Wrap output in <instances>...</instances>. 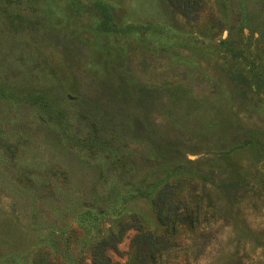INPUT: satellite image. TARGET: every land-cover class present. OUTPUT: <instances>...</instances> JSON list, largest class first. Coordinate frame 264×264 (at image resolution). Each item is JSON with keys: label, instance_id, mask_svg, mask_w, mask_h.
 <instances>
[{"label": "rangeland", "instance_id": "374dc122", "mask_svg": "<svg viewBox=\"0 0 264 264\" xmlns=\"http://www.w3.org/2000/svg\"><path fill=\"white\" fill-rule=\"evenodd\" d=\"M95 258L264 264V0H0V264Z\"/></svg>", "mask_w": 264, "mask_h": 264}, {"label": "trees", "instance_id": "16d2710c", "mask_svg": "<svg viewBox=\"0 0 264 264\" xmlns=\"http://www.w3.org/2000/svg\"><path fill=\"white\" fill-rule=\"evenodd\" d=\"M181 13L185 16V15H187L188 14V12H189V10H188V8H187V6H185V8H181ZM137 238H145V234H140L139 236H137ZM148 238H149V240L148 241H151L152 239H151V237L150 236H148ZM114 240V237H113V235H110L109 237H107V238H105V239H102L101 240V242H100V245H99V247H100V250H101V248H102V250L104 251L105 249H107V247L106 246H104V245H106L108 242H111V241H113ZM106 247V248H105ZM105 258V256H103V252L100 254V258ZM97 258H95V260H94V264H96V262L98 263V261L99 260H96ZM106 259V258H105ZM106 262H107V259H106ZM109 263V262H108Z\"/></svg>", "mask_w": 264, "mask_h": 264}]
</instances>
